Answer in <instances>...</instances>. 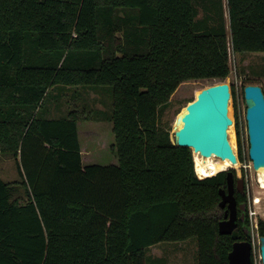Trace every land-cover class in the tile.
Returning <instances> with one entry per match:
<instances>
[{
	"label": "trees",
	"instance_id": "trees-1",
	"mask_svg": "<svg viewBox=\"0 0 264 264\" xmlns=\"http://www.w3.org/2000/svg\"><path fill=\"white\" fill-rule=\"evenodd\" d=\"M230 52L264 53V0H0V155L18 177H0V264H146L191 238L198 264H228L250 233H218L226 174H199L160 119L183 82L226 78ZM95 86L117 164L83 166L78 111L51 117Z\"/></svg>",
	"mask_w": 264,
	"mask_h": 264
},
{
	"label": "rangeland",
	"instance_id": "rangeland-1",
	"mask_svg": "<svg viewBox=\"0 0 264 264\" xmlns=\"http://www.w3.org/2000/svg\"><path fill=\"white\" fill-rule=\"evenodd\" d=\"M229 66V75L223 80L198 79L183 82L171 95L169 103L162 112L160 121L163 125H168L170 127V135L172 136V127L176 116L185 108L188 103L195 99L198 92L213 87L221 82H226L230 89L234 87L241 123L240 127L242 132L241 146L243 161H239V166L236 168H231V170L234 171L235 174H240L244 177L249 189V198L252 199L256 195H258L260 182L258 173L257 171L253 170L252 164L247 155L248 142L246 134V123L244 119L245 103L243 99V88L248 84L257 85L250 82L259 81L264 93V53L252 52L240 53L235 55L230 52ZM94 88H98L96 90L100 91H95ZM92 89L94 90H89L87 88L82 90L81 88H78V95L76 94L75 98H73L74 89L63 91L60 97L59 113L52 114L51 117H57L58 115L66 114L69 110L76 109L79 113L80 118L77 126L79 131V142L84 149L83 156L90 155V157L93 158L92 160H94V162L92 163L97 165L104 166L116 164L117 158L112 153V151H110V146L114 142L113 135L110 131L111 124L107 121L92 120V117H94L95 114H99L100 117L99 112H105L107 114L108 107L110 106V103L112 101L111 88L95 86ZM101 91L107 92L108 94L102 93ZM56 98V92L51 91L48 94L47 101L51 102V104L54 105V100H56ZM104 102H107L106 108ZM233 103V96L231 94L228 105V115L233 119V124L228 128L227 136L234 152L238 154V141L235 131V114ZM230 139L233 141L232 143L234 144V146L230 142ZM226 168L227 167H221L220 169L223 170ZM197 171L199 174H207L201 166H199V169ZM0 177L4 181L8 182H12L18 179L14 160L5 158L0 155ZM262 202L263 203L260 209V214H264V200H262ZM250 207L251 209H253V205H250ZM260 221H264L263 215H257L256 220L254 216H252L249 222L250 242L252 244V264H261L259 252L260 235L258 232ZM257 223L258 225L256 227ZM162 263L198 264L196 238H191L187 241L177 243L164 242L152 246L147 253L146 264Z\"/></svg>",
	"mask_w": 264,
	"mask_h": 264
},
{
	"label": "water",
	"instance_id": "water-1",
	"mask_svg": "<svg viewBox=\"0 0 264 264\" xmlns=\"http://www.w3.org/2000/svg\"><path fill=\"white\" fill-rule=\"evenodd\" d=\"M231 89L225 82L204 89L196 94L193 101L176 116L171 139L181 148H188L192 154L203 158L214 157L228 160L231 165L239 163L231 147L227 130L233 124L228 115ZM248 159L254 171H264V93L259 85L248 84L243 88ZM226 186L220 189L219 207L226 206L223 220L218 223L220 235H234L237 228L235 200L233 197V174L224 170ZM200 179V178H199ZM261 264H264V236L259 237ZM252 244L236 240L228 254V264H251Z\"/></svg>",
	"mask_w": 264,
	"mask_h": 264
},
{
	"label": "flooded vegetation",
	"instance_id": "flooded-vegetation-1",
	"mask_svg": "<svg viewBox=\"0 0 264 264\" xmlns=\"http://www.w3.org/2000/svg\"><path fill=\"white\" fill-rule=\"evenodd\" d=\"M233 174V197L235 200V211L237 218V228L234 231V235L238 238L242 235L250 233L249 220H248V209L250 207V198H249V189L247 182L245 181L242 175ZM226 206L221 209L223 212L221 220L225 218L226 215ZM235 237V238H236Z\"/></svg>",
	"mask_w": 264,
	"mask_h": 264
},
{
	"label": "bare ground",
	"instance_id": "bare-ground-1",
	"mask_svg": "<svg viewBox=\"0 0 264 264\" xmlns=\"http://www.w3.org/2000/svg\"><path fill=\"white\" fill-rule=\"evenodd\" d=\"M230 142L232 143L233 141L230 139ZM232 145L234 146L233 143ZM193 158H194V163L201 166L202 169L205 171V173H207V175L209 176H214L218 172H222L224 170L236 168L239 166V163L233 166L230 164L228 160H220L214 157L203 158L198 154H194ZM221 167H227V168L221 170L220 169ZM257 173L259 176L260 186H259L258 195L254 197V209L257 215L264 216V214H260L261 213L260 209L263 203L262 200H264V171L258 170Z\"/></svg>",
	"mask_w": 264,
	"mask_h": 264
},
{
	"label": "crops",
	"instance_id": "crops-1",
	"mask_svg": "<svg viewBox=\"0 0 264 264\" xmlns=\"http://www.w3.org/2000/svg\"><path fill=\"white\" fill-rule=\"evenodd\" d=\"M78 123V122H77ZM77 129H78V126H77ZM111 131V130H110ZM89 133V132H88ZM78 139H79V131H78ZM80 143V142H79ZM112 145V144H111ZM83 152H84V149L82 147V145L80 144V153H81V158H82V163H83V166H86V165H91V164H94L92 162H94V160H92L93 158L89 156H83ZM117 164V163H116Z\"/></svg>",
	"mask_w": 264,
	"mask_h": 264
},
{
	"label": "built area",
	"instance_id": "built-area-1",
	"mask_svg": "<svg viewBox=\"0 0 264 264\" xmlns=\"http://www.w3.org/2000/svg\"><path fill=\"white\" fill-rule=\"evenodd\" d=\"M250 205H253V209H251V207H249V209H248V220H249V222H250L252 216H254L255 220L257 218V214L255 213V209H254V198L250 199ZM257 225H258V223L256 224V227H257Z\"/></svg>",
	"mask_w": 264,
	"mask_h": 264
}]
</instances>
